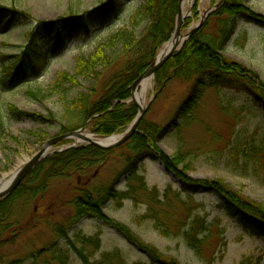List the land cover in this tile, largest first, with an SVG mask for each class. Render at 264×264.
Returning a JSON list of instances; mask_svg holds the SVG:
<instances>
[{
	"label": "rangeland",
	"instance_id": "obj_1",
	"mask_svg": "<svg viewBox=\"0 0 264 264\" xmlns=\"http://www.w3.org/2000/svg\"><path fill=\"white\" fill-rule=\"evenodd\" d=\"M102 1L0 0V55L4 56L6 61L14 60L16 56H23L26 50L25 34L30 29L36 27L44 29L45 23L60 21L61 26L73 32L71 39L63 44L66 45L64 49L54 50L51 53L48 65L42 58L39 60L38 68L47 65L43 71L35 74L33 70L28 69L31 78L25 81L22 79L21 68L19 70L17 68L19 73L13 69V75L9 77L2 72L0 65V121L6 126V136L0 145V182L11 176L20 163H25L27 159L41 152L48 141L63 136L60 135L65 125L63 96L72 99L79 93L90 92V87H94V81L100 73L99 69L91 80L82 81L76 88L69 85L64 90L56 89L54 82L62 74L74 75L80 58L92 56L100 47L109 43L124 26L123 23H118L112 30L98 35L95 27L104 25L102 18L98 17L122 13L110 11L97 16L94 20V28L89 33L80 31L81 23L91 13L97 11ZM142 1L137 0L136 4ZM189 2L187 3L189 16L185 21L191 19V24L188 28L182 29L183 35H187L190 28H193L206 12L218 3L213 5L211 0ZM195 4L199 12L197 19L193 14ZM247 4L264 17V0H247ZM13 7L27 19L13 18L9 21L8 18H2L7 12L6 9ZM215 11L216 9L207 19ZM53 30L52 28L50 31ZM45 37L43 40L46 39L47 43L51 44L53 36L45 32ZM39 41V44L43 45V41ZM185 44L176 53H179ZM49 45L45 46V52L49 49ZM119 50L120 47H111L110 54L113 59L116 58ZM222 54L225 58L252 70L264 81L263 27L240 20L235 35ZM155 76L151 88L143 91L141 86L139 87V101L134 97L136 87L127 104L136 103L139 115V105L143 106L142 101L145 102L143 107L148 108L144 115L146 122L163 127L174 119L179 107L188 97L194 81H171L158 95ZM9 80L14 86L7 85ZM9 106H15L21 113L35 114L41 118L52 116L51 121L41 124L30 118H13L9 115ZM92 121L89 120L81 127L76 125L74 128H79L72 132L90 126ZM125 131L108 136L102 135V137L121 135ZM67 141L71 143L68 144ZM76 143L77 139L64 140L52 151L71 147ZM80 144L86 145L85 142ZM123 145L103 149L113 150L103 166L99 165L82 176L52 180L46 197L41 202H33L26 207L28 215L33 217V223L27 228V232L17 244L3 248L0 255H3L7 262L22 259L24 260L22 264L35 262L45 264L48 261L52 263L53 258L50 253L40 255L38 252L44 248L50 249L56 241L60 247L66 245L64 240L58 239L54 234V227L65 223L72 215L67 202L74 193L73 189L83 185L94 186L111 182L115 174L124 168V158L130 153ZM157 147L170 158L179 151L188 154L193 164L187 173L191 180L208 183L225 181L236 192L264 206V155L258 156L253 151L254 148L264 151V109L256 108L245 96L229 90L207 89L202 103L194 112L193 119L183 124L179 132L172 130L167 137L157 142ZM150 157L148 155L141 164L138 175L145 177L149 189H158L159 201L154 203L151 198H141L140 204L126 201L121 209L110 203L104 210L106 215L128 225L143 242L156 246L164 256L174 258L180 264H242L243 260L250 257L258 258L260 264H264V239L245 234L236 221L231 220L224 211L218 209V199L206 190H202L194 197L183 194L179 200L177 197L182 187L180 181L172 172L166 170L162 162L153 161ZM129 177L122 178L119 190L126 189V181ZM165 193L167 196H164ZM155 216L170 229L171 233L168 236L161 235L156 230L153 220L144 219ZM195 217L206 219L209 229L201 235V238H205L201 255H197L189 248L184 237L180 235L183 226L187 225L186 229H188V224ZM78 232L86 236L100 233L99 249L88 252L91 261L98 260L102 254L116 249L121 251L127 264L148 261V257L140 248L99 220L85 219L68 235L74 238ZM67 264H83V262L74 251H71Z\"/></svg>",
	"mask_w": 264,
	"mask_h": 264
},
{
	"label": "trees",
	"instance_id": "obj_2",
	"mask_svg": "<svg viewBox=\"0 0 264 264\" xmlns=\"http://www.w3.org/2000/svg\"><path fill=\"white\" fill-rule=\"evenodd\" d=\"M136 1L103 0L97 11L91 13L81 23L80 31L89 33L94 28L97 16L110 11H121V14L98 17L102 18L104 25L96 26L95 31L102 35L112 30L118 23H123L124 26L109 43L100 47L92 56L80 58L74 75L62 74L54 82L56 89L64 90L69 85L76 88L82 81L91 80L98 69L100 71L94 81V87H90V92L79 93L72 99L63 96L65 125L60 135L70 133L92 119L91 131L108 136L125 131L137 118V104H127V101L133 96L142 75L155 61L160 48L171 40L181 0H143L138 5ZM211 2L215 5L218 0ZM6 10L2 18H8L9 21L13 18L27 19L14 7ZM193 14L194 18H199L197 4L194 6ZM240 20L264 28V17L253 11L247 0H223L205 24L191 36L184 48L158 69L155 76L158 95L171 81H194L188 97L167 126L147 123L144 117L138 128L140 133L133 135L123 145L130 153L124 158V168L115 174L111 182L94 186L83 185L73 189L74 193L67 202L72 215L65 223L54 227V234L66 242V247H60L56 241L50 249L49 247L41 249L38 254L50 253L53 258L52 263L48 261L45 264H67L71 251L77 254L83 264H127L123 254L117 249L102 254L98 260L91 261L88 252L99 249L100 233L86 236L78 232L74 238L68 235L85 219H96L112 227L148 257L147 262L139 261L132 264H180L176 259L164 256L156 246L143 242L128 225L109 217L104 211L110 203L121 209L126 201L135 204H140L141 198H151L154 203L159 201L158 189H149L145 177L138 175L139 167L148 155L153 161L162 162L166 170L172 172L180 181L182 187L177 197L179 200L183 194L194 197L202 190H206L218 199V209L236 221L245 234L264 239L263 205L236 192L225 181L208 183L191 180L187 173L193 164L188 154L179 151L170 158L157 147V142L167 137L172 130L179 132L183 124L193 119L194 112L202 103L207 89L233 91L248 98L256 108L264 109V81L252 70L225 58L222 54L235 35ZM190 24L191 19H187L182 24V29L188 28ZM59 25L60 21H56L45 23L44 29L36 27L28 30L25 34L26 50L23 56L6 61V58L0 55L2 72L11 77L15 69L21 68L22 79L25 81L31 78L28 69L33 70L35 74L43 71L48 65L51 53L64 49L65 41L71 39L73 32L66 30L63 25L59 28ZM52 28L54 30L50 31ZM45 32L53 36L51 44L47 43L46 39L43 40ZM39 40L43 41V45L39 44ZM46 45H49V49L45 52ZM112 46L120 47L115 59L110 54ZM41 58L47 65L38 68ZM7 85L14 86L11 80L7 81ZM8 111L13 118H30L41 124L50 122L52 117L41 118L35 114L21 113L15 106H9ZM76 125L79 127L74 128ZM5 136L6 126L0 121V145ZM253 151L258 156L264 155L262 149L254 148ZM112 152L113 150H103L96 146L74 148L54 154L39 164L15 190L0 200V251L6 246L17 244L27 232V228L33 223V217L28 215L26 207L33 202H41L46 197L52 180L82 176L99 165L103 166L107 156ZM125 176H130L126 181V189L119 190L118 187ZM164 196H167V193ZM144 219L153 220L156 230L161 235L168 236L171 233L156 216ZM188 225V229L187 225L183 226L180 235L184 237L189 248L197 255H201L205 242L201 235L209 231L207 221L195 217ZM22 263H24L22 259L7 262L4 256L0 255V264ZM260 263L258 258L253 257L242 262Z\"/></svg>",
	"mask_w": 264,
	"mask_h": 264
},
{
	"label": "water",
	"instance_id": "obj_3",
	"mask_svg": "<svg viewBox=\"0 0 264 264\" xmlns=\"http://www.w3.org/2000/svg\"><path fill=\"white\" fill-rule=\"evenodd\" d=\"M185 1L186 0H181L180 2V6H179V13L176 17V21H175V29L173 32V36L170 42H168L164 47H166V50L164 52L159 53V55L157 56V58L155 59V61L152 63V65L149 67V69H147L145 71V73L142 75V77L140 78L138 84H137V90L135 91V99L137 101H139L140 99V95L138 94V89L141 86V83L143 81V79L145 78V76L149 73H153L154 75L156 74V72L158 71V69L160 67H162L167 60H169L184 44L185 42H187V40H189L191 38V36L198 30L200 29L204 24H205V20L207 19V17L213 12L214 9H217V7L220 5V3L223 1H219L213 9H211L210 11H207L206 14L204 16L201 17L200 21L192 28H190L189 32L187 33V35H183L182 34V29H181V25L182 23L185 21V19L189 16L185 13ZM172 42H175L174 44H172ZM163 47V48H164ZM161 48V50L163 49ZM148 108L147 107H143L139 105V115L138 117L135 119V121L133 122V124L121 135H113L110 137H107V139H114L111 143L108 144H100L95 142L92 137H102L99 135H95L92 134L89 130H88V126L72 132V133H68L65 134L63 136L54 138L50 141H48L45 145L44 148L41 152L37 153L36 155H34L31 159H27L26 162L20 166L11 176V179H8L6 181L2 180L0 182V185H4V186H0V200L5 198L6 196H8L13 190H15L18 185L39 165L41 164L43 161H45L47 158H49L50 156L57 154V153H62L64 151H67L69 149H73V148H77L80 147L81 144L85 142L87 146H96L98 148H102V149H111V148H115L118 147L122 144H125L127 141H129L133 135H135L136 133H138V128L139 125L144 117V115L146 114ZM106 138V137H104ZM72 139H77V143L71 147H64L61 150L58 151H52L53 148L59 144L60 142L64 141V140H72Z\"/></svg>",
	"mask_w": 264,
	"mask_h": 264
},
{
	"label": "bare ground",
	"instance_id": "obj_4",
	"mask_svg": "<svg viewBox=\"0 0 264 264\" xmlns=\"http://www.w3.org/2000/svg\"><path fill=\"white\" fill-rule=\"evenodd\" d=\"M190 0H186L185 1V13L187 15H189V11H188V7H187V3H190L189 2ZM175 42H172V44H174ZM166 50V47H164L161 52H164ZM154 74L153 73H149L145 76V78L143 79L142 83H141V88L143 91H146L148 88H151L152 87V83L154 81ZM144 103L142 101V105L144 106ZM92 139L97 142V143H100V144H108V143H111L114 139H107V138H104V137H92ZM24 164L23 163H20L18 166H22ZM18 167V168H19ZM13 176V175H12ZM12 176H10L8 179H11ZM8 179H4V181L8 180ZM1 187L4 186V185H0Z\"/></svg>",
	"mask_w": 264,
	"mask_h": 264
}]
</instances>
